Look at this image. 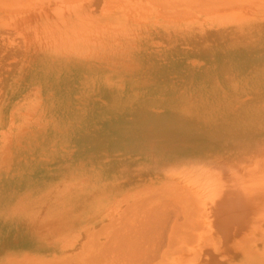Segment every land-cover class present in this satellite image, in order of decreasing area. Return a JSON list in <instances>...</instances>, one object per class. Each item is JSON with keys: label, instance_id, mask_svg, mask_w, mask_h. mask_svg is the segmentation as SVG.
I'll use <instances>...</instances> for the list:
<instances>
[{"label": "rangeland", "instance_id": "374dc122", "mask_svg": "<svg viewBox=\"0 0 264 264\" xmlns=\"http://www.w3.org/2000/svg\"><path fill=\"white\" fill-rule=\"evenodd\" d=\"M25 1L0 0V264H79L76 253L109 230L111 242L165 252L157 264H182L199 249L195 264H216L224 227L212 224L245 229L255 211L206 204L195 185L175 186L195 177L174 179L170 167L196 172L215 161L238 165L242 150L264 152V26L179 19L155 0ZM225 35L241 39L229 46ZM169 194L202 204L183 212ZM140 217L145 229L159 225L165 244L159 232L129 236ZM237 237L228 240L235 249ZM159 239L162 248L151 246ZM101 254L90 258L106 263ZM230 260L264 264V250Z\"/></svg>", "mask_w": 264, "mask_h": 264}, {"label": "bare ground", "instance_id": "6f19581e", "mask_svg": "<svg viewBox=\"0 0 264 264\" xmlns=\"http://www.w3.org/2000/svg\"><path fill=\"white\" fill-rule=\"evenodd\" d=\"M3 1L2 4L6 5L8 2H11V0L9 1H5V0H1V2ZM4 1L6 3H4ZM22 0H19V2H21ZM25 1V0H24ZM31 1V0H30ZM106 1V0H105ZM109 1V0H108ZM157 1L159 4H162V5H165V8L166 9H172L174 11V15L176 16H179V19L181 15H184V13H186L187 17L186 18H193V17H204V18H218V19H222V21H225L227 23L230 22V23H235V26L236 23L239 24L240 26H246V25H253V27H262L264 26V0H155ZM26 2V1H25ZM107 2V1H106ZM113 2V1H112ZM111 3V2H110ZM2 4H0L1 6H3ZM158 4V5H159ZM4 7V6H3ZM1 7V9L3 8ZM163 8V7H162ZM5 9V8H3ZM17 9H20V8H17ZM187 10V11H186ZM15 11V10H14ZM164 13V12H162ZM167 13V12H166ZM178 18V17H177ZM228 19L232 20V21H229ZM226 39L222 38L224 41L228 42L229 46L231 44H235L236 41L235 40H238V39H241L239 37H237L236 39H230L228 38L227 35H225ZM244 39V38H242ZM256 155H260V156H256ZM235 156H238V157H242L241 161H239L238 165L234 164L232 166H229L228 163L226 162H223V161H218L216 162L215 161V164L214 165H203L201 164V169L200 171H194L195 169L193 168H190V169H187V168H183L182 165H177L175 164V168L174 167H170L174 170V172H176L175 175H170V177H174V179L176 178L177 174H180L182 173V176L184 173H187L189 174L190 176H193L195 177V180H196V183H194L193 181H190L189 182V186L188 185H185V184H181V185H175L176 187L177 186H180L181 188L185 189V190H188L189 188H192L194 185V189H196L197 192H201L200 194H198L202 199L203 201L207 204V203H211L213 201H220L222 200L225 204H227V206L230 208V207H234L235 208V212L237 213L236 211V205L238 203V207L240 205H242L243 209L240 208V212H241V215L244 217L247 215L248 216V210L250 211H255V213L253 214V220L256 221L254 223H250V224H247L245 223L246 225L244 226H240V227H246L245 229L244 228H240V229H234V227L232 229H230V226L229 225H226L227 227L225 226H221V225H216V223H213L212 224V231L216 232L217 230L219 229H222L223 227V230H224V233L222 234V240H221V245H220V250L222 251V253L225 255L222 259L219 260V258H217V260L215 261L216 264H232L231 263V260L232 258H236L238 257V253L239 255L241 254L242 256L244 257H248V258H257L258 256L261 255V252L264 250V222L261 223V221L264 219V182H255L251 185H248V184H245L243 182H241V180L243 178L246 177V175H256L258 177H263L264 176V152L263 153H254V155H252L251 152H248V151H244L242 150L241 151V154L239 155H235ZM234 156V157H235ZM261 158V159H259ZM249 159V160H248ZM244 160H248L249 163H252L251 167L249 168H245L243 169L242 168V162ZM231 171L233 174H231L230 176L232 177H226L225 175H228L227 173ZM238 176L237 178H234ZM243 177V178H242ZM174 179H170V182L168 185H171V183H174ZM186 181H189V179L185 180L184 182ZM165 186L166 188H168V191H169V188L170 186ZM173 186V185H172ZM240 192L238 194L237 197H234L233 198V192ZM172 196L174 201L176 202L177 205H179L180 209L183 210L182 208L186 207L187 206H194L198 203H200V200H198L197 198H194V199H190V195L189 194H186L185 196H182V197H176L175 195H172V194H169V196ZM220 196V198H219ZM147 197V196H146ZM141 198V197H140ZM158 199V198H157ZM156 200V199H155ZM172 200V199H171ZM135 200H133L134 202ZM138 201V200H137ZM160 201V200H159ZM152 202V201H151ZM155 202V201H153ZM216 203V202H215ZM133 204V203H132ZM136 204V203H135ZM144 204V203H143ZM156 204V202L154 203V205ZM202 204V203H200ZM128 205V204H127ZM126 205V206H127ZM152 205V204H150ZM125 206V205H124ZM141 206V205H140ZM157 206V205H156ZM245 206V208H244ZM150 207V206H149ZM189 207V208H190ZM124 208V207H123ZM136 208V207H135ZM158 208V207H156ZM201 209V206L199 205V207ZM124 210V209H123ZM173 211V210H172ZM185 210H183V212H185ZM205 211V210H204ZM138 212V211H137ZM202 212V211H201ZM200 212V213H201ZM127 213V212H126ZM124 213V214H126ZM204 213V212H202ZM123 214V213H122ZM130 213H128L129 215ZM169 214V213H168ZM109 215H111L109 213ZM108 215V216H109ZM187 215V213H186ZM107 216V217H108ZM119 216V215H118ZM133 216V215H132ZM132 216L129 215V217L131 218ZM112 217V216H111ZM117 217V216H116ZM115 217V218H116ZM120 217V216H119ZM135 217V216H134ZM134 217H132L134 219ZM180 217V216H179ZM229 217H231V215H229ZM171 218V217H170ZM184 218V217H183ZM113 219H114V216H113ZM112 219V220H113ZM138 219V218H137ZM200 219L202 220V218L200 217ZM199 219V220H200ZM257 219V220H256ZM44 220V219H43ZM119 220V219H118ZM132 220V219H131ZM136 219H134L135 221ZM173 220V218H172ZM178 220V219H177ZM134 221L132 222V225L134 223ZM143 218L140 217V219L137 220V223L134 224L132 227L129 226L130 223H129V229H130V234L129 236H137V235H140L141 234V237H142V234L143 233H146L148 232V235H147V239H155L154 236H156L159 232V228L158 226L155 227V228H149V229H145L143 226ZM152 221V220H151ZM231 221V220H230ZM155 222V221H154ZM170 222V221H169ZM167 222V223H169ZM173 222V221H172ZM203 222V221H202ZM115 223H118V221ZM192 223H194L192 221ZM109 224V223H108ZM162 224V223H161ZM160 224V225H161ZM171 224V222H170ZM185 224V223H184ZM112 225V224H111ZM110 225V226H111ZM166 225V224H165ZM203 225V224H201ZM258 225V226H257ZM109 226V227H110ZM167 226L170 227L169 224H167ZM165 226V227H167ZM229 226V227H228ZM256 226V227H255ZM114 227V226H113ZM131 227V228H130ZM163 226H160V230H164V229H161ZM194 227V226H193ZM198 227V226H197ZM250 227H254L253 229L254 230H250L251 228ZM76 228V227H74ZM179 228V227H178ZM186 228V227H185ZM199 228V227H198ZM196 228V229H198ZM78 229V228H77ZM88 229V228H87ZM143 229V230H142ZM168 229V228H167ZM206 229V228H205ZM203 229V231L205 230ZM234 229V230H233ZM44 230V229H43ZM190 230V229H189ZM199 231L201 230L198 229ZM197 230V231H198ZM166 232V229L164 230ZM164 231H162V233H164ZM170 231V229H169ZM172 231V230H171ZM181 231H182V228H181ZM75 232V231H74ZM112 232V230H111ZM110 230L109 232L106 234V239L104 242L98 244V245H95L94 249L92 248H87V247H84L83 249H80L77 253H76V256L81 259V261H87L86 263L88 264V260L92 259L90 258L91 256L96 257L98 256V253L100 254L102 252L101 255H103L105 253V256L107 254L106 257H104V259L109 260V263L107 262L106 260V263L108 264H157V262L155 263L156 261V258L160 257L162 258L164 255L161 254L159 256V252H157V247H155L156 249V252L157 253H152L149 251L147 247V244H146V247L145 249H140V247L135 250V245L133 244L132 245V241L131 242H127L123 245H121V243H118L117 240L114 239L113 242L111 237H108L111 233ZM125 232V230H124ZM177 232V230H176ZM207 232V230L205 231ZM209 232V231H208ZM160 233V232H159ZM169 233V232H167ZM182 234H184L183 232H181ZM180 233V235H181ZM193 233V232H192ZM198 233V232H197ZM202 233V231L200 232ZM249 233H252L251 235H249ZM89 234V233H88ZM116 234V233H115ZM166 234V233H165ZM174 234V233H173ZM194 234V233H193ZM203 234V233H202ZM208 234V233H206ZM105 235V234H104ZM114 235V233L112 234V236ZM162 234L160 233V236L159 238L161 239V242L163 240V238L165 239L166 237L163 236V238H161ZM170 235V234H169ZM185 235V234H184ZM183 235V236H184ZM235 235H238L237 239L239 240L237 243V247L236 249L233 247V245L228 241L230 240L231 238H235ZM128 236V235H127ZM144 236V235H143ZM158 236V235H157ZM156 236V237H157ZM167 236V235H166ZM171 236V235H170ZM176 236V235H175ZM179 236V234H178ZM187 236V235H186ZM233 236V237H232ZM139 237V236H138ZM46 238V237H45ZM49 238V236H48ZM90 238V237H89ZM137 238V237H136ZM143 238V237H142ZM158 238V237H157ZM170 238V237H169ZM177 238V237H176ZM186 238V237H185ZM194 238V237H193ZM205 238V237H204ZM66 239H69L68 237ZM127 239V237H126ZM133 240V238H131ZM146 239V240H147ZM152 239V240H153ZM160 239L159 241H157V243L154 241L151 245V243L149 245L151 246H154L156 244V246H159L163 247L165 243H163L162 245H157L160 242ZM172 239V238H170ZM175 239V238H174ZM85 240H90V239H85ZM107 240V241H106ZM125 241V239H123ZM137 240H140V239H137ZM146 240H144V242H147ZM157 240V239H155ZM169 240V239H168ZM177 240V239H175ZM185 240V239H184ZM117 241V242H116ZM134 241V240H133ZM180 241V240H179ZM189 241V238L187 240V242ZM198 241V240H197ZM45 242V241H44ZM65 242V240H64ZM149 242V241H148ZM172 242V240L170 241ZM170 242H167L168 245L167 246H170L169 243ZM176 241H173V243H175ZM199 242H200V239H199ZM198 242V244H199ZM91 243V242H89ZM142 243V242H141ZM181 243V242H180ZM180 243L179 245L176 243L175 245L177 246H180ZM190 243V242H189ZM187 244L185 243V245H189L190 244ZM194 242H192L193 244ZM205 243V242H204ZM233 243V242H232ZM140 244V242H139ZM171 244V243H170ZM219 244V243H218ZM234 244V243H233ZM54 245V244H53ZM86 245V244H85ZM141 245V244H140ZM173 245V244H172ZM171 245V249H172V246ZM174 245V246H175ZM194 245H197V244H194ZM201 245V244H200ZM215 245V243H214ZM213 245V247H214ZM87 246H88V243H87ZM166 246V247H167ZM182 246V245H181ZM184 246V245H183ZM203 246V245H202ZM208 246V245H207ZM92 247V246H91ZM161 247V248H162ZM185 247V246H184ZM193 247V245H192ZM217 246H215L216 248ZM61 248V247H60ZM123 250V253H117L116 252V249H121ZM150 248V247H149ZM161 248L159 251H161ZM177 248V247H176ZM182 248V251H186V252H189L188 249H184L183 250V247H180ZM194 248V247H193ZM208 248V247H207ZM152 249V248H151ZM154 249V250H155ZM170 249V250H171ZM60 250V249H59ZM121 250V252H122ZM152 250V251H154ZM177 251V249H175ZM174 250V251H175ZM181 250V249H180ZM188 250V251H187ZM194 250V249H193ZM195 250L197 251V249L195 248ZM200 251L204 252V250L202 249H199ZM198 250V252H199ZM213 250V249H211ZM96 252L97 251V255L93 254V252ZM125 251V252H124ZM169 250H166V253L168 252ZM172 251V250H171ZM168 252V253H171L172 255H175L174 252ZM175 251V252H176ZM191 251V250H190ZM220 251V252H221ZM38 252V251H37ZM60 252V251H59ZM178 253L180 252L179 251V248H178ZM176 252V254H178ZM193 252V251H192ZM202 252H199L200 254H197L195 257L191 255V257H186V258H182L181 259V263L182 264H195V259L197 257L200 256L202 257ZM214 252V251H213ZM217 252V251H215ZM236 252V254L234 253ZM167 253V254H168ZM174 253V254H173ZM181 253V252H180ZM194 253V252H193ZM234 253V255H232ZM93 254V255H92ZM154 254V255H153ZM157 254V256H155ZM204 254V253H203ZM229 254H231V257H229ZM43 255V254H42ZM109 255V256H108ZM104 256V255H103ZM103 256H101L100 258H102ZM208 255H206L207 257ZM235 256V257H234ZM28 257V256H27ZM110 257V258H109ZM192 257H194L195 259H193ZM199 257V259H200ZM97 258V257H96ZM99 258V257H98ZM192 261H191V259ZM75 259V256L72 257V260ZM95 259V258H94ZM122 259V260H120ZM63 260V259H62ZM60 260V261H62ZM101 262V260L103 259H99ZM159 260V258H158ZM163 260V258H162ZM81 261H77L76 260V263L78 262L80 264ZM93 261V259H92ZM95 261V260H94ZM93 262H91L90 264H95ZM104 261V260H103ZM198 261V260H197ZM16 262V260L14 261ZM54 262V261H53ZM64 262V261H62ZM67 262H70L71 263V260H68ZM121 262V263H120ZM172 263H177V261H171ZM199 262V261H198ZM209 262V261H208ZM208 262L206 264H208ZM22 263V262H21ZM56 263V262H55ZM96 263V264H98ZM106 263H103L102 264H106ZM175 263V264H176ZM9 264V262H8ZM12 264V263H11ZM50 264V263H48ZM57 264V263H56ZM60 264V262L58 263ZM65 264V263H63ZM69 264V263H68ZM237 264H240V263H237ZM242 264V263H241Z\"/></svg>", "mask_w": 264, "mask_h": 264}]
</instances>
